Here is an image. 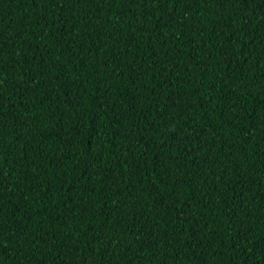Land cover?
I'll use <instances>...</instances> for the list:
<instances>
[{
	"label": "trees",
	"instance_id": "trees-1",
	"mask_svg": "<svg viewBox=\"0 0 264 264\" xmlns=\"http://www.w3.org/2000/svg\"><path fill=\"white\" fill-rule=\"evenodd\" d=\"M0 264H264V0H0Z\"/></svg>",
	"mask_w": 264,
	"mask_h": 264
},
{
	"label": "snow or ice",
	"instance_id": "snow-or-ice-1",
	"mask_svg": "<svg viewBox=\"0 0 264 264\" xmlns=\"http://www.w3.org/2000/svg\"><path fill=\"white\" fill-rule=\"evenodd\" d=\"M0 47H2V42H0Z\"/></svg>",
	"mask_w": 264,
	"mask_h": 264
}]
</instances>
